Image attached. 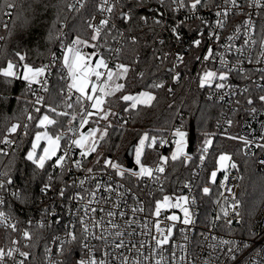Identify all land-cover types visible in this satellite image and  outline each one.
Masks as SVG:
<instances>
[{
	"label": "built area",
	"instance_id": "built-area-1",
	"mask_svg": "<svg viewBox=\"0 0 264 264\" xmlns=\"http://www.w3.org/2000/svg\"><path fill=\"white\" fill-rule=\"evenodd\" d=\"M87 0H71L70 5H73L74 9L85 4ZM121 1V0H120ZM136 1L139 3V9L141 10V16L147 17V23L141 21V28L143 26L148 27L142 33H148L152 37V44L159 47L160 52L158 54V63L163 64L167 70H170L172 76H176L179 73V69L185 60H193L194 64L191 69L192 80L196 81L199 86V76L206 70L213 71H227V67H222L220 54H223L224 59L227 61V65L230 67L235 65L237 61H243L241 67L248 70L250 79L242 77L236 71L231 72L228 75L227 80L213 82L212 86H205L206 99L212 102L223 104L226 108L225 111L220 114V117L216 123V130L220 134H232L235 137H245L249 140H253L256 143H264L259 140L261 132L264 131L261 125L264 123V105H261L258 97L264 95V88L258 87L257 85L264 84V80L261 76L264 75V63L256 64L255 60L261 55V49L259 41L264 38V9H257L255 7H248L249 0H238L240 5L239 8H234L229 13V16L225 22L223 28L216 27L215 7L210 11L207 8H200L198 15L202 16L207 24H202L201 20L195 17H191V13L188 8H184L180 11H172L175 5L171 4V0H166L164 5L158 4L157 0H143V3L138 0H127ZM102 0H97V10L88 18L87 23L99 24V21L104 18H109L112 24L116 25L113 29L111 24L102 30L101 34L109 35L112 31L115 32V38L112 47L101 48V42L97 44V47L93 49L94 52L103 56L108 62L109 68L114 69L119 62V53L115 51L120 49L123 45V38L127 36L129 40L132 37H136V33H132L133 29L126 30L121 28V24L127 22L120 18L122 11H129L128 8L122 9L114 8L111 16L107 12H101L99 6ZM110 3H115V0H110ZM118 3H115V6ZM214 4H219L222 7H228L224 0H214ZM159 10L164 15L162 17L163 23L157 25L153 22L156 17V10ZM119 16L122 22H117L115 17ZM191 17V18H190ZM251 17L255 21V30L251 35V39H255L257 43L255 45L249 44L244 46V40L248 39L244 35V21ZM183 21L184 23L179 28V33L182 37L180 41H177L171 32V28ZM241 26V32L238 38L231 41L228 40L229 36H232L237 26ZM91 29V28H90ZM203 31V36L199 35L200 31ZM216 31L220 39H209V32ZM93 32V29H91ZM195 39H202L200 47L192 45V41ZM106 42V41H105ZM62 44L66 45L63 40H60L58 52L54 53L57 59L59 58L62 62ZM233 45L231 51L226 50L227 46ZM213 48V57L208 61L203 59L204 55L207 54L209 47ZM243 48V55L236 52V48ZM177 54L183 56V63L176 60ZM53 55V54H52ZM52 55L50 60L52 61ZM199 57L200 59H197ZM251 58L253 63H248V59ZM15 64H20L19 61L13 60ZM48 64L49 63H45ZM44 64V65H45ZM259 69V70H258ZM139 75V74H138ZM66 85L69 82L67 80V73L64 75ZM43 79V77L41 78ZM48 80V75H47ZM216 83H224L223 89H217ZM40 92H44L40 85L34 84ZM248 88V92H244L243 89ZM78 93L73 92L71 102L76 101ZM67 97V90L65 93V99ZM252 97L255 100L254 105L249 106L247 99ZM130 102V101H129ZM250 107H256L258 112L255 116L249 112ZM89 111L95 112L90 107ZM95 115V114H94ZM183 116L181 115L180 118ZM231 120L232 123L229 125L227 122ZM180 121V120H179ZM175 123L172 128L163 135L155 136L157 143L153 145L156 151L163 152L165 149L171 148L173 145L172 131L181 127L180 122ZM74 135L63 136L64 142L61 143V149L57 152V156L64 155L65 151H68V159L65 161L64 167H54L56 157L52 158L50 168L54 170L55 175L47 183L51 184L50 189L46 192L45 200L41 206L34 209L29 214H15L13 212V203L11 200H15L11 192L15 190L12 186L6 193H3L6 203L0 206V211H4L10 217V222L17 226V231H12L11 228H7L0 225V249H3L5 253L11 248H18L20 251L28 252L30 255L25 260L24 257L20 256L19 253H14L12 258L5 256L4 264H19L20 261H24V264H75L76 260L82 256H86V250L82 248L84 243H87L94 249V253L97 259H106L108 264H121V259L117 257L128 256L135 260L139 258L138 253L131 248V244L135 243L139 245L141 241L145 243V247L142 250L144 256L151 255V248L154 246L152 241V235H156L155 229L151 223H149V229L151 235H141L142 232L147 229L142 228V224L145 221H154L160 219L162 221L161 227L166 228L167 226L175 223L173 229L172 243L176 244H187V256L194 262V264H204L205 260L210 258L212 264H225V257L223 254L219 255V260L216 259V254L212 253V250L208 247L213 241L209 238L205 241L204 237L207 235L218 236L224 239H235L238 242L248 241L250 247L243 250L238 254L239 264H248L250 260L255 261V264H264V252H261L259 256L255 253L261 249H264V197L262 198L257 210L255 211L250 222L244 220L243 212L240 208L239 219L241 223H236L237 217L232 214V209L227 208L229 212L228 219L233 220V224L229 226L226 224L224 218L215 220V217L220 214L221 207H227L233 203V196L239 200V181L238 177L233 171L230 165L227 167V174L229 179L226 181L228 187L232 188V193L229 194L224 188L220 187V181L224 180L225 170L217 172V185L209 183L211 176L208 175L206 183L200 185L197 182V178L200 175V170L203 164L199 157V161L195 168L191 171L193 180H184L176 186V189L172 193H166L162 189L163 184V173H154L152 177H136L125 173L123 176L116 174V170L111 167H106L103 163L102 166L93 167L87 162V158H82L81 150L71 144ZM163 140L165 143L161 144ZM243 142V141H242ZM256 143L249 145L247 148L244 143L242 144V151L244 154L251 156L257 153L256 170L264 174V167L259 165V160L264 158V150L256 146ZM208 153V152H207ZM207 153H203L206 157ZM230 155L229 153H225ZM81 161V168L77 169L74 166V161ZM232 162V160H231ZM160 164L158 161L155 164L149 165L150 168L155 169ZM91 168L92 172H87V169ZM131 181H130V180ZM84 181L83 185L80 181ZM100 183L104 186L111 185L113 191L107 192L104 188L97 189L96 184ZM190 187H185V185ZM123 185V187H120ZM204 187L210 188V193L204 195L202 189ZM43 186L40 188V190ZM61 189L64 190V195H60ZM95 192L96 196L93 199L91 193ZM119 193H124L123 196ZM223 193V195H221ZM79 194V196H77ZM183 195L189 197V207L194 214L195 223L193 225L185 226L180 221L183 219V214L176 208H170L162 211L161 217L157 218L152 215L155 211V204L157 200H162L163 197ZM79 197H83L80 199ZM195 199V204L191 201ZM91 201V203H89ZM227 201V204L225 203ZM142 207L143 212L137 211L135 214L131 211L132 208ZM45 209L48 210L45 215ZM91 209H96L93 213ZM113 211L116 213L115 217L107 216V212ZM120 212H124L126 215L121 218ZM177 215L180 217V221L172 222L166 219L169 215ZM135 218L136 223L131 227H127L125 221ZM81 218L88 224V233L83 232L81 224ZM113 220L120 227L119 229H112L109 221ZM56 221H59L57 223ZM43 222L44 227H40ZM93 222L99 223L101 227H93ZM258 236L253 237L249 235V226ZM42 229L49 232L47 241H44V236L37 234V230ZM103 229V230H102ZM135 230L134 235H129V232ZM183 229V232L181 231ZM120 230L124 232V235L120 238H116L112 233ZM29 231L32 233L31 240H25L23 232ZM68 231H74L77 240L68 243V237L66 233ZM105 235L106 240H98L95 237L99 235ZM184 235L188 236V241L183 239ZM123 239L124 243L128 246L124 249H116L114 243H119ZM18 241V243H13ZM60 241H65L63 247V253H59ZM254 241V243H253ZM43 242V243H42ZM165 255L168 256L171 251V244L165 246ZM50 249L51 251H48ZM105 252L108 253L105 256ZM68 256L69 262L66 263L64 258ZM141 264H145L141 259ZM227 264H233L232 261H227Z\"/></svg>",
	"mask_w": 264,
	"mask_h": 264
},
{
	"label": "trees",
	"instance_id": "trees-1",
	"mask_svg": "<svg viewBox=\"0 0 264 264\" xmlns=\"http://www.w3.org/2000/svg\"><path fill=\"white\" fill-rule=\"evenodd\" d=\"M70 2L71 0H0V67H5L9 60L19 61L17 53L25 57L23 62L19 61L21 65L27 63L40 67L47 62L50 65L48 91L40 92L36 86H32L35 95L33 91L28 90L26 82L22 79L8 83L0 76V141L7 135V129L12 124L21 126L16 133L9 136L13 141L11 145L0 143V149L8 152L7 156L0 155V172H9L14 179L13 187L21 189L25 197L23 201L11 200L15 214H29L41 206L47 193L41 192L40 188L49 181V177L55 175L54 170L50 168L52 160L46 162L44 169H37L23 159L31 148L35 134L42 129L36 126L38 118L46 111L43 107L40 113L34 111L35 107H40L34 104L36 96H43L45 105L58 106V111L65 109L63 101L67 85L64 75L67 72L59 58L53 63L50 56L58 52L60 40L67 45L77 36L90 43L101 42L102 49L114 44V31L109 35L101 34L96 42L91 41L93 32L88 27L87 20L97 10V0H87L85 4L73 10H69ZM8 4H13L14 7L10 8ZM139 6L136 1L127 0H121L115 6V9L121 7L132 11V20L126 25L121 24V28L133 29L132 33H136V43L127 36L123 38L119 62L129 67L126 77L120 80L125 88L106 98L103 110L110 114L105 120L106 123L99 122L96 125L104 130L106 128L107 135L99 142L96 161L90 163L87 157V162L93 167H99L103 159L111 158L112 161L125 166L127 150L132 144L135 145L145 132L149 137L166 134L180 120L183 130L188 134L187 137L193 134L192 152L188 154L191 159H168L163 172L164 192L172 193L182 181L193 180L191 171L199 161L203 143L205 139H211L212 144L203 161L197 182L204 185L210 172L215 169L218 157L229 153L232 162L237 165L233 171L239 181L238 199L241 201L244 220L250 222L264 197V174L256 170L257 153L251 156L244 154L243 142L239 138L232 134H220L216 130V123L226 107L206 99V89L200 88L197 82L192 80L190 73L193 60L184 61L176 80L170 70L158 63L160 49L152 44V37L148 33H142L148 27L141 28ZM115 20L122 22L117 15ZM49 34L52 39H49ZM87 49L92 51L94 48ZM154 83H162L164 87L153 88L151 85ZM61 89H64V95H61ZM169 89L172 91L169 92ZM141 91H148L156 96L151 107L138 105L136 109H131L130 102L120 99L122 95H136ZM72 103L74 106L68 110L69 116L48 113L51 118L57 120L55 125L46 128L50 135H75L83 113L81 105L76 101ZM125 108L129 110L125 111ZM29 113L35 119L29 121ZM72 114L76 119L70 124ZM94 117L96 116L89 117L91 119L88 123L95 124L97 121ZM25 124L28 125L27 134L23 127ZM170 150L171 148H168L159 152L146 146L141 160L148 165L154 164L162 154L167 155ZM208 182L212 183L211 179ZM37 234L44 236V243L49 237L46 230L38 229ZM64 260L68 263L70 258L66 256Z\"/></svg>",
	"mask_w": 264,
	"mask_h": 264
},
{
	"label": "snow or ice",
	"instance_id": "snow-or-ice-1",
	"mask_svg": "<svg viewBox=\"0 0 264 264\" xmlns=\"http://www.w3.org/2000/svg\"><path fill=\"white\" fill-rule=\"evenodd\" d=\"M138 2L143 3V0H138ZM158 4L164 5L166 0H157ZM226 5H229L228 7H222L219 4H214V0H171V4L175 5V8L171 9L172 11H180L184 8H188L189 12L191 13V17H195L201 20L202 24H207V21L203 19L202 16H199V10L200 8H207L210 11L213 7H215V16L218 17L216 19V27L217 28H223L225 26V22L229 16V13L234 8H239L240 5L238 3V0H224ZM115 3H120V0H115ZM115 3H110V0H102L99 10L101 12H107L111 16V14L114 11ZM8 7H14L13 4H8ZM69 10H73V5H69ZM248 7H255L257 9H264V0H249ZM156 17L154 18L153 22L157 25H160L163 23L162 17L163 13L160 12L158 9L155 13ZM190 17V18H191ZM120 18L123 19L125 22H130L132 20V11L129 10L127 12L122 11L120 13ZM141 21L147 23V17L141 16ZM184 22L181 21L175 26L171 28V32L174 35L175 39L177 41H180L182 39L179 28L182 26ZM111 24V27L113 29L116 28L115 24L111 23V20L109 18H104L99 21V24H89L88 27L93 29V34L91 36V41L96 42L101 36V32L103 29L107 28ZM244 35L246 37H249L248 39L244 40V46H248L249 44L255 45L257 41L255 39H251V35L254 33L255 30V21L249 17L244 21ZM241 32V26H237L235 29V32L232 36L228 37V40L231 41L235 38L239 37V34ZM199 35L203 36V31L201 30ZM209 39H215L219 41L220 36L216 31H210ZM53 37L51 34H49V39H52ZM59 39V37H56ZM132 42L136 43V38L132 37ZM202 43V39H195L192 41V45L195 47H200ZM81 45L85 47H93L96 48V43H90L88 40H83L79 36L75 37L70 44L63 45L62 44V64L63 68L67 70V80L69 81L67 83V97L63 101L65 107L67 109L73 108V103L71 102V97L73 92L78 93L76 96V103L81 105L82 110V118L80 120V128H83L88 123V118L93 116L94 114H99V119L106 120L108 118V115L110 112H105L103 110V105L106 103V98L110 96H114L117 92L123 91L125 88V85L123 83H119L118 81L121 79H124L129 72V67L122 63H117L115 66V69L109 68L108 62L104 59L103 56H99L98 59L95 60L93 63L92 57L99 55L98 53L94 52L92 54H86L82 51ZM260 49H261V55L255 60L256 64L264 63V38H262L259 41ZM233 45L229 44L226 48V50L231 51ZM237 53L240 55H243V48L238 47L235 49ZM117 54L120 52V49L115 50ZM17 56L19 57V61L23 62L25 60V57L23 55H20L17 53ZM214 58L213 57V48L210 46L208 48L207 54L204 55L203 59L205 61H208L209 59ZM57 57L55 54L52 55V61L55 63ZM197 59H200L197 57ZM221 59V65L222 67H227V71H213V70H206L199 76V87L204 88L205 86H212L213 82L216 80L219 81H225L228 78V75L236 71L239 73L242 77L250 79L251 77L248 75V70L241 67L243 61H237L235 65L228 66L227 61L224 59L223 54H220ZM176 60L180 63H183V56L180 54H177ZM248 63H253L252 59H248ZM50 65L45 64L40 67H34L31 65H28L27 63L21 64H15L11 60L7 62V65L5 67H0V76L4 77L6 82L11 83L15 79H22L26 82L27 88L29 91H33V85L38 84L40 85V88L43 91H48V80L47 75L50 74ZM259 70V69H258ZM264 71V70H260ZM143 74H141L142 76ZM43 77V79H41ZM94 77V79H93ZM179 78V73L176 74V76L173 77L174 80ZM261 79L264 80V75L261 76ZM258 87L264 88V84L257 85ZM153 88H162L164 85L162 83H154L151 85ZM215 87L217 89H223L225 87L224 83H216ZM172 90L169 89V92ZM244 92H248V88L243 89ZM33 95H35V92L33 91ZM61 95H64V89H61ZM19 99V98H17ZM121 100L125 102H131L130 108L136 109L138 105H143L145 107H151L152 102L156 100V96L153 95L151 92L148 91H141L136 95L132 94H126L122 95L120 97ZM258 100L261 105H264V95H260L258 97ZM255 100L252 97H249L247 99V104L249 106L254 105ZM35 105H40V107H35L34 111L37 113L41 112V107L46 109V111L38 118L37 127H44L47 128L49 125H55L57 123V120L54 118H51L48 113H54L56 116H69L70 113L68 111H58V106L53 107L52 105H45L44 104V97L43 96H36V99L34 101ZM91 108L95 110L89 111L88 108ZM128 108H125V111H128ZM249 112L251 115L255 116L258 112V109L256 107H250ZM27 119L29 121L35 119L31 113H29ZM76 119V116L74 114L71 115V120L69 123L71 124L72 121ZM229 125L232 123L231 120L227 122ZM21 126L19 124H12L11 127L7 129V135L4 136L3 140L0 141V143L11 145L13 143L12 140L9 139V136L16 133L18 128ZM25 129V133L27 134V127L28 125H23ZM262 129H264V123L261 125ZM72 130V129H70ZM107 135V129L105 128L104 131H101L99 128H90L87 133L80 132L78 137H74L71 141V144L74 145L76 148H79L81 150V156L82 158H87L91 153L97 151V146L100 141L104 140L105 136ZM173 137V143L175 144V149L171 153L170 159L175 161L179 159L180 157L184 156L187 159H191V157L187 156L184 149L187 146V133L183 131V126L175 128L172 133ZM235 139V137H233ZM63 139V134H58L55 136L49 135L47 131L40 133L37 132L35 135V138L32 140L31 148L27 151L26 155L23 157L24 161L30 162L32 165L35 166L37 169H44L45 164L47 161L52 160L53 157H56L54 167L63 168L65 161L69 158L68 157V151L64 152V155L57 156V152L61 149V140ZM241 141H243L245 147L247 148L249 145L256 143L253 140H249L245 137H239ZM45 141V144L43 146L42 152H37V149L40 147V142ZM259 140L264 141V131L261 132V135L259 137ZM146 141H150L146 145ZM157 143V138L155 136L149 137V134L145 132L139 139V143L136 145L135 148V155H136V163L139 165V171L138 172H132L131 175L136 177L141 176H148L152 177L154 173H163L164 172V164L167 163L169 157L161 156L160 157V164L157 165L155 169L149 168L144 166V164L141 161V157L144 154L145 147L151 148L153 145ZM161 144L165 143V141L161 140ZM212 144V140L205 139L202 147L203 153H207L209 147ZM256 146L260 149L264 150V143H256ZM0 155L7 156L8 152L3 151V149H0ZM205 158L204 155H201L200 159L203 161ZM104 164L106 167H111L112 169L116 170V174L119 176H123L125 174L124 169H122L121 165L118 163H115L111 160H105ZM230 165L231 168L235 169L237 168V165L234 162H231V156L228 154H221L217 160V169L215 171L211 172V182L215 183L217 180V171H220L221 169L225 170V176L224 180L220 181V187L224 188L226 192L229 194L232 193V188L228 187L226 184V181L229 179L227 174V167ZM259 165L264 167V158H261L259 160ZM74 166L79 169L81 168V161L77 160L74 161ZM87 172L91 173L92 169H87ZM0 206L4 205L6 203L4 199L3 193H6L10 187L14 185V179L10 175L9 172H0ZM49 180H51V177H49ZM84 181H80V184L83 185ZM51 187L50 183H45L43 188L41 189V192H47ZM120 187H123V185H120ZM185 187H190V185H185ZM96 188H104L105 191L111 192L113 191V188L111 185L104 186L103 184L97 183ZM209 187H204L202 189V192L204 195H208L210 193ZM11 195L14 199L23 201L25 197L22 195V190L19 188H16L14 191L11 192ZM60 195H64V190L61 189ZM93 199L96 196L95 192L91 193ZM119 195L123 196L124 193H119ZM223 195V193H221ZM79 196V194H77ZM80 199H83V197H79ZM233 203L230 205H227V207L222 206L221 212L215 217V220H220L224 218L226 220V224L230 226L233 224L232 219H228L229 212L227 210L228 207L232 209V214L237 217L236 223H241L242 221L239 219L240 212L238 209L241 206V201L235 199L233 196ZM91 203V201H89ZM192 204H195V199L191 201ZM227 204V201H225ZM189 205V197L187 196H179L175 198V202H173V198L170 196L165 195L162 200H157L155 204V211L152 213L154 217H161L162 211L170 208H179L180 211L183 213V219L180 221V217L177 215H169L166 217L168 221L176 222L180 221L183 225H193L195 223L194 220V214L190 210ZM91 211L94 213L96 209H91ZM131 211L133 214H135L137 211L143 212L144 209L142 207L139 208H132ZM48 210L45 209V215H47ZM126 214L124 212H120L119 216L123 218ZM107 216L109 217H115L116 213L113 211L107 212ZM59 223V221H56ZM134 223H136V220L133 216V218L125 221V224L127 227H131ZM149 223H151L155 229L156 235H152V241H154V246L151 248V255L150 256H144L143 255V249L145 247V243L141 241L139 245L133 243L131 244V250H135L138 253L139 258L132 260V258L128 256H122L117 257L118 259H121V264H141V259L145 262V264H194V262L187 256V244H176L172 243V237H173V229L175 228V223L167 226L166 228L161 227L162 221L160 219H156L154 221H145L141 225L142 228L147 229V231H144L141 233V235H151V230L149 229ZM81 224L83 227V232L88 233L89 226L87 223L84 222L83 218H81ZM109 224L112 229H119V225L115 223L113 220L109 221ZM0 225H3L7 228H11L12 231H17V226L10 222V217L7 213L4 211H0ZM93 227H101L99 223L93 222ZM40 227H44L43 222H41ZM103 230V229H102ZM183 232V229H181ZM249 235L256 237L258 236L257 233H255L252 229V226H249L248 229ZM129 235H134L135 230L133 229L132 232L128 233ZM116 238H120L124 235L123 231L117 230L114 233H112ZM66 236L69 238L68 243H71L73 241H76L78 238L74 231H68L66 233ZM23 237L25 240H31L32 239V233L29 231L23 232ZM98 240H106V236L101 234L99 236L95 237ZM211 239L213 243L209 244L208 247L212 250V253L216 254V259L219 260V255L223 254L225 257V264H227V261H232L233 264H239L238 261V254L241 253L243 250L248 249L250 247V242L244 241V242H238L235 239H224L222 237L218 236H205L204 239L207 241L208 239ZM183 239L185 241H188V236L184 235ZM13 243H18V241H13ZM65 241H60V247L58 249L59 253H63L64 251V245ZM254 243V241H253ZM171 244L172 251L171 253L166 256V247L167 245ZM114 247L116 249H124L128 246L124 243L123 239L120 240L119 243H114ZM82 248L86 250V256H82L81 258L77 259L75 264H108V261L106 259H97L94 253V249L90 247L87 243H84L82 245ZM48 251H51L48 249ZM19 253L20 256L24 257L26 260L29 257L28 252L20 251L18 248H11L6 253L3 249H0V264H4L5 256L12 258L14 256V253ZM261 252H264V249H261L255 253V255L259 256ZM108 253L105 252V256H107ZM19 264H24V261H20ZM204 264H212L211 260V254L210 258L208 260L204 261ZM248 264H255V261L250 260Z\"/></svg>",
	"mask_w": 264,
	"mask_h": 264
},
{
	"label": "rangeland",
	"instance_id": "rangeland-1",
	"mask_svg": "<svg viewBox=\"0 0 264 264\" xmlns=\"http://www.w3.org/2000/svg\"><path fill=\"white\" fill-rule=\"evenodd\" d=\"M81 47V49H82V51L84 52V53H86V54H92V53H94V51L92 50V51H89L88 49H87V47H85V46H80ZM92 58H94V60H96L97 58H96V56H93ZM7 65V64H6ZM115 69V68H114ZM119 83H121V81L119 80L118 81ZM138 94V93H137ZM69 109H67L66 107H65V109H64V111H68ZM93 116H96V117H94L93 119H96V121L97 122H95V124H90V123H87L83 128H80V123H79V126H78V129H77V131H76V133H75V135H74V137H78L79 136V134H80V132H84V133H87V131L90 129L89 128V126L91 127V128H99L101 131H104V128L103 127H101V126H97L96 124H98L99 122H101V123H106V121L104 120V119H99V114H95V115H93ZM93 116H91V117H93ZM82 118V117H81ZM89 119H91V118H88V120ZM50 126V125H49ZM48 127V126H47ZM42 129H40L38 132H40V133H43V132H45V131H47L46 130V128H44V127H41ZM85 128H87V129H85ZM85 129V130H84ZM184 131V130H183ZM36 135V134H35ZM50 135V134H49ZM34 138H35V136H34ZM33 138V139H34ZM140 139V138H139ZM187 139V143H188V137L186 138ZM211 140V139H210ZM43 141V140H42ZM150 141H146V145H147V143H149ZM43 143L45 144V141H43ZM139 143V140L135 143V145H134V149H133V154H132V157H131V160L129 161V166H127V165H125V166H123V165H121V167H122V169H124V170H126L125 171V173H127V174H129V175H131V173L132 172H138L139 171V165H137V163H136V155H135V148H136V145ZM44 146V145H43ZM98 146H99V144H98ZM98 146H97V151L96 152H93V153H91L89 156H88V158L90 159V163L91 162H93V161H96V159H97V157H98V154H99V151H98ZM153 147V146H152ZM43 149V147H42V143H40V147L37 149V152L39 153V151L40 152H42V149ZM175 149V144L173 143V145H172V147H171V150H170V152L166 155V154H162L161 156H165V157H169V159H170V157H171V153H172V151ZM184 151H185V153L187 154V156H189L188 155V153H187V146H186V148L184 149ZM182 157H184V156H182ZM185 158V157H184ZM219 158V157H218ZM186 159V158H185ZM105 160H111V158H105V159H103L102 161V165H103V163H104V161ZM218 160V159H217ZM112 161V160H111ZM142 161V160H141ZM158 161H160V158L157 160V162ZM113 162H115V163H117V161H113ZM156 162V163H157ZM143 163V162H142ZM119 164V163H118ZM144 164V166H146V167H149V165L147 164V163H143ZM155 164V163H154ZM101 165V166H102ZM164 167H165V164H164ZM150 168V167H149ZM217 169V161H216V166H215V169L213 170V171H215ZM223 169H221L220 171H222ZM218 172V171H217ZM141 177H145V176H141ZM211 177V176H210ZM179 196H181V195H176V196H171L172 198H173V202H175V198L176 197H179ZM177 210H179L180 211V209L179 208H176ZM181 212V211H180ZM182 213V212H181ZM183 214V213H182Z\"/></svg>",
	"mask_w": 264,
	"mask_h": 264
},
{
	"label": "water",
	"instance_id": "water-1",
	"mask_svg": "<svg viewBox=\"0 0 264 264\" xmlns=\"http://www.w3.org/2000/svg\"><path fill=\"white\" fill-rule=\"evenodd\" d=\"M85 129H87V128H85ZM192 139H193V134H190L188 137V143H187V153L188 154H190L192 152ZM133 148H134V144H132L126 152L125 157H126V165L127 166H129V161L131 160V157L133 154Z\"/></svg>",
	"mask_w": 264,
	"mask_h": 264
},
{
	"label": "crops",
	"instance_id": "crops-1",
	"mask_svg": "<svg viewBox=\"0 0 264 264\" xmlns=\"http://www.w3.org/2000/svg\"><path fill=\"white\" fill-rule=\"evenodd\" d=\"M62 59H63V57H62ZM92 60H93V63L95 62V60H94V58H92ZM66 70V69H65ZM66 72H67V70H66ZM93 79H94V77H93ZM130 104H131V102H130ZM95 111V110H94ZM40 143H42V147H43V145H44V143H43V141H41ZM42 149V148H41Z\"/></svg>",
	"mask_w": 264,
	"mask_h": 264
}]
</instances>
